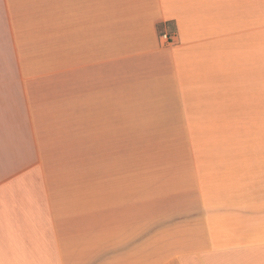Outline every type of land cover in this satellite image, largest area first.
<instances>
[{"label":"crops","instance_id":"0c3cea01","mask_svg":"<svg viewBox=\"0 0 264 264\" xmlns=\"http://www.w3.org/2000/svg\"><path fill=\"white\" fill-rule=\"evenodd\" d=\"M0 264H264V0H0Z\"/></svg>","mask_w":264,"mask_h":264},{"label":"rangeland","instance_id":"374dc122","mask_svg":"<svg viewBox=\"0 0 264 264\" xmlns=\"http://www.w3.org/2000/svg\"><path fill=\"white\" fill-rule=\"evenodd\" d=\"M117 10H107L108 13L113 14ZM124 125V123H117V127ZM93 126V124H92ZM94 133L91 131V134ZM129 131L117 132L116 149L117 154H91V158L99 160L100 163H108L109 160H115L117 162V176H131L136 177L144 176L146 161L150 158V162L154 165L159 163L163 154H156L155 149H161L162 146L169 147L176 144V139L173 138H146L139 136H130ZM91 145L96 144L95 138H90ZM113 146V139H106L105 147L108 149L111 144ZM147 148H150V152L147 153ZM171 157L172 155H164ZM160 166V163L158 164ZM108 172V171H107ZM108 174V173H107Z\"/></svg>","mask_w":264,"mask_h":264},{"label":"built area","instance_id":"2783aa9c","mask_svg":"<svg viewBox=\"0 0 264 264\" xmlns=\"http://www.w3.org/2000/svg\"><path fill=\"white\" fill-rule=\"evenodd\" d=\"M161 38L167 43L173 42V36L167 31L161 33Z\"/></svg>","mask_w":264,"mask_h":264}]
</instances>
